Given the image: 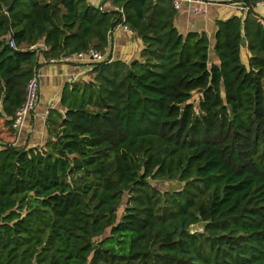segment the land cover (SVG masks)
<instances>
[{"label": "trees", "instance_id": "1", "mask_svg": "<svg viewBox=\"0 0 264 264\" xmlns=\"http://www.w3.org/2000/svg\"><path fill=\"white\" fill-rule=\"evenodd\" d=\"M225 1L251 8L217 21L211 62L208 35L181 33L171 0H103L123 19L88 0H0L11 127L42 53L104 51L121 23L144 44L140 59L65 86L45 146L0 149V264H264L262 0ZM40 42L48 50H30ZM153 179L185 185L161 192Z\"/></svg>", "mask_w": 264, "mask_h": 264}, {"label": "crops", "instance_id": "2", "mask_svg": "<svg viewBox=\"0 0 264 264\" xmlns=\"http://www.w3.org/2000/svg\"><path fill=\"white\" fill-rule=\"evenodd\" d=\"M91 4L97 6L95 0H88ZM193 4H183L181 11L176 13L175 26L178 30L187 34L191 31L205 32L211 43L210 55L214 54L215 33L218 20H227L234 15H242L243 12L237 10L233 5L226 3L219 5H207L206 14L194 16L190 13V7ZM110 9L112 4L107 5ZM257 13L264 12V6L255 8ZM108 34V42L105 51L113 58L130 63L135 59L141 58V52L144 48L142 40L131 31H127L123 24H118L111 29ZM216 56V55H215ZM247 60L246 52L242 54ZM40 57V94L36 109L30 114L25 123L24 131L19 140L21 147L35 148L43 147L49 140L48 119L52 111L64 113L61 105V96L63 89L67 84L78 81L91 80L90 65L85 63H42ZM48 113V115H47ZM15 133L11 126L6 124V119L0 117V149L7 144H13Z\"/></svg>", "mask_w": 264, "mask_h": 264}, {"label": "built area", "instance_id": "3", "mask_svg": "<svg viewBox=\"0 0 264 264\" xmlns=\"http://www.w3.org/2000/svg\"><path fill=\"white\" fill-rule=\"evenodd\" d=\"M95 1L97 2V7L101 11H105L109 9L107 6L108 4H105L103 0H95ZM171 1H172V5L176 13L181 11L183 4L185 3L193 4L190 7V13L194 16L205 15L206 14L205 6L207 5H219V4L226 3L228 5H233L237 10L243 13L247 12L251 8V6H245L242 4L236 5V4L229 3L225 0H171ZM257 6L258 7L264 6V0H262L261 2H258ZM114 8L121 12V18L123 19L124 18L123 9L120 7H114ZM124 26L127 31L133 32L126 25ZM109 32L108 34H110ZM9 45L13 48H16V43L13 38L9 39ZM30 50H38L42 53L43 51L48 50V47L44 43L40 42V43L32 45L30 47ZM41 58H42V61H41L42 63H47V62L53 63V64H56V63H68V64L85 63V64L90 65V70H92L93 65L96 63H99L105 60L114 61L107 51L105 50L101 51L94 47H91L88 50H83V51L67 54L60 58L46 59L44 58L43 53H42ZM39 94H40V75H39L38 69H36L33 77L27 83L25 101L23 105L17 109L15 113V117L12 122V128L15 133V141L13 145L20 146L19 140L24 131L25 123L28 120L30 114L37 107L38 100H39Z\"/></svg>", "mask_w": 264, "mask_h": 264}, {"label": "rangeland", "instance_id": "4", "mask_svg": "<svg viewBox=\"0 0 264 264\" xmlns=\"http://www.w3.org/2000/svg\"><path fill=\"white\" fill-rule=\"evenodd\" d=\"M114 7H117V6L112 5L110 9L116 10ZM260 15L264 16V12H262ZM244 51L246 52L247 60H245L243 58V61L248 66L249 65V52H248L247 49H244L243 52ZM210 59H211V62L216 60L215 55L214 54L210 55ZM194 96L195 97L193 98L192 102H194V104H197L199 94H195ZM151 184L153 186H155L157 189H159L161 192H167V191L172 192V191H175V190H177V191L181 190L184 187L185 182H182V181H179V180L153 179V180H151ZM127 199H128V195L126 194L125 197H124V200H123V204L120 206V208L118 210L119 218H121V216H122V214L124 212ZM203 229H204V227H203L202 224H196V225L191 226L190 231H191V233L197 232V231L198 232H202Z\"/></svg>", "mask_w": 264, "mask_h": 264}, {"label": "water", "instance_id": "5", "mask_svg": "<svg viewBox=\"0 0 264 264\" xmlns=\"http://www.w3.org/2000/svg\"><path fill=\"white\" fill-rule=\"evenodd\" d=\"M242 45L245 46V40H242Z\"/></svg>", "mask_w": 264, "mask_h": 264}]
</instances>
